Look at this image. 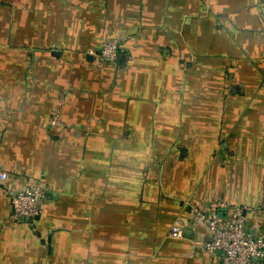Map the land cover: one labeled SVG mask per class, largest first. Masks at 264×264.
<instances>
[{"label":"crops","instance_id":"crops-1","mask_svg":"<svg viewBox=\"0 0 264 264\" xmlns=\"http://www.w3.org/2000/svg\"><path fill=\"white\" fill-rule=\"evenodd\" d=\"M0 167L49 190L6 227L0 182V264H221L190 217L264 231V0H0Z\"/></svg>","mask_w":264,"mask_h":264},{"label":"built area","instance_id":"built-area-1","mask_svg":"<svg viewBox=\"0 0 264 264\" xmlns=\"http://www.w3.org/2000/svg\"><path fill=\"white\" fill-rule=\"evenodd\" d=\"M119 37L108 38L94 53L98 65L115 64L120 55ZM51 124L58 125V113H54ZM8 174L0 167V182L3 184L11 202V211L4 224L6 227L19 223L33 224L45 211L48 188L38 184L18 189L8 182ZM242 208L235 207L228 215H221L216 210H206L192 206L191 219L194 223L206 226L211 238L202 243V248L220 255L221 264H264V231L250 228L242 214ZM184 226L181 220L172 225L169 236L181 238Z\"/></svg>","mask_w":264,"mask_h":264}]
</instances>
